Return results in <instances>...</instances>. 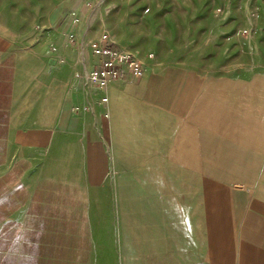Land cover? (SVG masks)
Returning a JSON list of instances; mask_svg holds the SVG:
<instances>
[{
    "label": "crops",
    "instance_id": "crops-1",
    "mask_svg": "<svg viewBox=\"0 0 264 264\" xmlns=\"http://www.w3.org/2000/svg\"><path fill=\"white\" fill-rule=\"evenodd\" d=\"M86 1L0 0V264H110L96 217L97 96L108 98L102 117L107 136L117 127L131 133L132 122L141 145L144 137L174 136L178 107L179 116L185 114L178 126L199 139L220 138L218 146L234 159L227 168L239 171L228 182L217 181L224 193L217 202L225 203L217 206L224 211L222 224L191 231L202 235L199 243L186 242L182 254L157 249L121 264H264V0H152L153 10H184V25L177 23L167 40L176 48L182 36L184 65L159 67L171 55L156 40L150 54L158 66L147 68L143 78L122 72L103 93L88 83L102 57L88 47L99 37L88 32ZM27 25L52 27L55 36L44 41L56 46L45 53L54 51L48 57L55 65L66 61L78 79L45 85L38 128L27 115ZM71 37L77 44L69 45ZM109 38L112 49L138 58V51ZM78 51L81 60L70 59ZM118 106L124 114L117 116ZM145 106L157 108L153 119ZM84 114L86 152L80 145ZM85 153L91 163L81 161Z\"/></svg>",
    "mask_w": 264,
    "mask_h": 264
},
{
    "label": "rangeland",
    "instance_id": "rangeland-1",
    "mask_svg": "<svg viewBox=\"0 0 264 264\" xmlns=\"http://www.w3.org/2000/svg\"><path fill=\"white\" fill-rule=\"evenodd\" d=\"M139 1L140 7H137V0H92L93 7L88 8L87 27L91 37L112 35L122 47L138 51L137 57L144 64L145 73L147 68L153 70L158 63L159 67L183 66L186 58L181 57L182 36L176 48H171L172 44L167 41L172 39V30L177 23L180 27L184 25L186 15L182 7L173 11L153 10L152 0ZM182 4L183 1L178 3L180 6ZM171 11L172 14L169 13ZM96 13L95 20L91 21ZM46 33L47 36H41ZM48 35L55 36L52 27L27 25V115L32 114L29 125L37 128L40 123L35 119L43 103L40 98L49 92L44 89L45 85L52 81L66 83L78 80L75 72L66 66V61L58 60L55 65L56 59L48 57L54 55V51L52 54L45 53L56 46V43L50 46L44 41V38H49ZM156 40H161V50L165 53L166 49H170L168 56L171 55L158 63L151 60L150 54L155 49ZM75 44L69 42V45ZM79 53L70 59L80 61ZM78 69L83 71L81 64ZM31 92L37 98L29 100ZM102 98L97 96L95 103L98 112L94 178L97 228L104 259L110 264H121L129 261L130 257L135 258L136 254L166 248L182 254L186 242L189 245L201 241L199 232L190 233L194 229L197 231L196 227L222 224L219 223L222 219L218 217H221L223 209H217V206L225 203L217 202L224 193L216 183L228 182L239 176V171L227 168L233 155L227 152L228 148L223 150L218 146L220 138L199 139L193 130L183 131L177 119L185 114L179 116L176 112L178 107L174 108L177 129L170 131L175 133L174 136L144 137L141 145L140 139L134 136L132 122L131 133L124 131L128 128L120 131L117 127L112 128L109 137L102 118L105 114ZM36 100H39L37 105L34 104ZM32 104L35 105L32 106L33 111L30 108ZM73 108L77 113L83 111L75 106ZM127 109L128 114L134 113V106L128 105ZM156 109L145 106L144 113L153 119V110ZM114 113L117 116L122 114L121 107L118 106ZM82 118H85V121H81L84 142L80 145L86 152L87 115ZM65 142H71V139L67 138ZM80 156L81 161L91 163V155L85 153ZM136 163H143L144 168L136 169Z\"/></svg>",
    "mask_w": 264,
    "mask_h": 264
},
{
    "label": "built area",
    "instance_id": "built-area-1",
    "mask_svg": "<svg viewBox=\"0 0 264 264\" xmlns=\"http://www.w3.org/2000/svg\"><path fill=\"white\" fill-rule=\"evenodd\" d=\"M86 6L92 8V0H87ZM71 41L75 42V37H71ZM109 41V36L103 34L88 45L94 55L102 57L99 67L87 75L89 86L100 93L105 92L111 82L118 80L122 72L132 74L137 78L145 76V68L141 60L132 57L124 50L112 49L108 46ZM101 101L108 103V98L103 97Z\"/></svg>",
    "mask_w": 264,
    "mask_h": 264
}]
</instances>
